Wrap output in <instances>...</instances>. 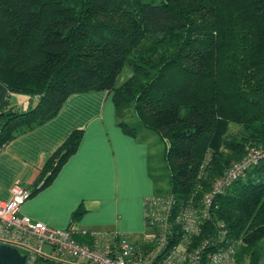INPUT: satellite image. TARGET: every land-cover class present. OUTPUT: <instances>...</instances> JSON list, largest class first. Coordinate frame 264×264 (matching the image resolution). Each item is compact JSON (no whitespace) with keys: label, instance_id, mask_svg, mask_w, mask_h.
Returning <instances> with one entry per match:
<instances>
[{"label":"trees","instance_id":"16d2710c","mask_svg":"<svg viewBox=\"0 0 264 264\" xmlns=\"http://www.w3.org/2000/svg\"><path fill=\"white\" fill-rule=\"evenodd\" d=\"M125 64L131 74L116 87ZM0 84L36 100L0 114V150L53 118L70 94L107 91L124 134H135L121 121L132 106L163 143L166 194L197 203L248 147L264 151V0H0ZM80 137L67 136L27 197L50 182ZM211 215L238 243V262L258 264L264 159L215 196ZM68 260L38 256L35 264Z\"/></svg>","mask_w":264,"mask_h":264},{"label":"crops","instance_id":"0c3cea01","mask_svg":"<svg viewBox=\"0 0 264 264\" xmlns=\"http://www.w3.org/2000/svg\"><path fill=\"white\" fill-rule=\"evenodd\" d=\"M22 96L7 95L0 84V114L34 105L35 99ZM116 122L111 93L70 94L53 118L0 150V200L9 199L13 185L30 191L47 159L78 130L75 152L45 187L19 205L18 214L50 228L110 231L130 242L141 241L147 227L143 201L155 195L149 164L155 138L139 126L134 136L126 135ZM258 264H264V255Z\"/></svg>","mask_w":264,"mask_h":264},{"label":"built area","instance_id":"2783aa9c","mask_svg":"<svg viewBox=\"0 0 264 264\" xmlns=\"http://www.w3.org/2000/svg\"><path fill=\"white\" fill-rule=\"evenodd\" d=\"M262 159L263 150L248 147L197 203L176 202L167 194L146 198L143 222L151 233L137 243H128L116 232L55 229L19 215L28 191L13 185L9 199L0 200V244L19 250L24 264H35L38 256H45L44 246L58 258L81 259L85 264H241L236 258L238 243L229 237L224 223L211 215L213 199Z\"/></svg>","mask_w":264,"mask_h":264},{"label":"rangeland","instance_id":"374dc122","mask_svg":"<svg viewBox=\"0 0 264 264\" xmlns=\"http://www.w3.org/2000/svg\"><path fill=\"white\" fill-rule=\"evenodd\" d=\"M130 74H131L130 67L127 64H125L116 77L115 86L117 87L122 82L126 81L128 79V77L130 76ZM23 98H25V97H23ZM121 121H123L125 124H127L131 128L135 129L136 126H139L142 128V126L138 123V120H137V118L133 112L132 106H129L127 111L124 113V115H122ZM152 136H154L155 139H154V145L151 146V148H150L151 149L150 150V157L151 158L149 160V164L151 166V174L154 175L155 184H156L154 193H155V195H161L162 196V195H165L166 193H168V191H169V186H168V181H167V174L168 173H167L165 163L163 161L164 145L155 134H152ZM150 233H151V229L146 227L143 236L146 237ZM127 242L128 243H134V242H130V241H127ZM259 245H260L261 249H264V241L260 242ZM42 252L44 253L45 257H47L49 259L57 260V261H60L63 263H69V260L65 256L58 258V256H56L55 252L48 246H44L42 248ZM80 263H83V260L78 259L75 262H73V264H80Z\"/></svg>","mask_w":264,"mask_h":264},{"label":"water","instance_id":"95a60500","mask_svg":"<svg viewBox=\"0 0 264 264\" xmlns=\"http://www.w3.org/2000/svg\"><path fill=\"white\" fill-rule=\"evenodd\" d=\"M25 257L8 245L0 244V264H24Z\"/></svg>","mask_w":264,"mask_h":264}]
</instances>
